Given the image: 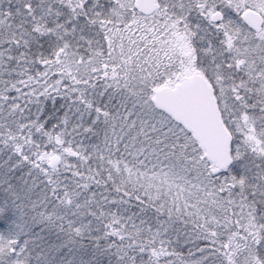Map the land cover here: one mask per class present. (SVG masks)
Returning a JSON list of instances; mask_svg holds the SVG:
<instances>
[{
	"label": "snow or ice",
	"instance_id": "6c2138e0",
	"mask_svg": "<svg viewBox=\"0 0 264 264\" xmlns=\"http://www.w3.org/2000/svg\"><path fill=\"white\" fill-rule=\"evenodd\" d=\"M0 264H264V0H0Z\"/></svg>",
	"mask_w": 264,
	"mask_h": 264
}]
</instances>
